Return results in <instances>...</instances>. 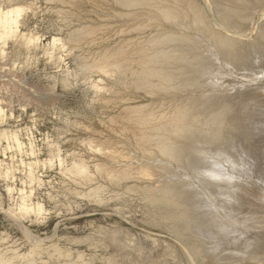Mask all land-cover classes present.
I'll return each mask as SVG.
<instances>
[{"label": "rangeland", "instance_id": "374dc122", "mask_svg": "<svg viewBox=\"0 0 264 264\" xmlns=\"http://www.w3.org/2000/svg\"><path fill=\"white\" fill-rule=\"evenodd\" d=\"M210 1L193 0L214 27L225 30L216 21V7ZM113 3L111 0H0L1 12L13 7L21 9L16 32L0 40V264H108L111 259L118 264H198V259L189 252L186 240L171 230L165 217L169 211L150 205L143 196L142 186L151 187L169 180L186 182L184 187L189 186L187 189L201 195L202 203L208 200L209 204L205 201L210 205H207L208 211L230 221L236 229L241 224L247 226L248 220L250 224L258 214L255 207H252L255 211L249 208L254 212L247 213L249 209L242 203L244 200L248 205L257 202L254 201L256 194L245 195L238 200L241 210L237 207L234 212L236 215L240 212L237 215L240 218L236 216V220L234 215V220L227 219L229 216L226 218L219 204L220 195L206 191L200 181V185L196 183L199 179L194 178L189 169L159 156L148 158L141 146L138 147L135 136L128 131L125 110L137 104L162 111L167 104L171 105L169 102L186 98L187 93L168 94L169 98L167 95L148 97L142 90L129 89L128 82L132 78L129 70L124 72L121 80H116L111 67L106 73L109 75L86 68V65L97 62L102 53L124 46L128 41H136L143 32L135 28L136 23H140L143 30L163 25L155 14H134ZM263 22L260 20L254 25L250 37L262 30ZM79 29L89 32L81 35L84 38H72L71 33ZM256 30L258 33L254 32ZM135 36H138L136 40L133 39ZM56 39H60L59 42ZM261 70L264 71V58L251 69L241 71L259 76ZM232 77L236 80L239 76ZM199 92L206 91L199 88L188 94ZM154 98L158 99L155 101ZM6 144L8 148L12 147L7 149ZM109 152L115 154L117 161L106 156ZM212 152H209V158L214 159L213 163L218 161L213 167L221 165L227 167L226 171H231L226 162L220 161L219 156L212 155ZM74 163L85 165L90 174L88 183L69 173L68 168ZM97 164H103L110 170L123 166L133 174L147 164L152 168L148 170V180L137 182L128 179L114 185L99 174ZM160 167L166 169L161 170ZM241 168L236 172L239 173ZM168 170L169 173L165 174ZM243 170L240 174L235 172L239 179H253L251 187L259 185L254 168H246V174ZM262 187L264 192V185ZM95 188L99 190L98 195L92 192ZM21 204L28 206L27 214L20 213ZM37 205H41V210H36ZM213 206H217V210ZM203 240V245L210 248L217 237L211 234ZM40 247L42 249L38 250ZM62 252L65 256L60 255ZM51 253H55L54 257ZM13 254L14 257L11 256ZM21 254H27L24 255L27 259H23Z\"/></svg>", "mask_w": 264, "mask_h": 264}, {"label": "bare ground", "instance_id": "6f19581e", "mask_svg": "<svg viewBox=\"0 0 264 264\" xmlns=\"http://www.w3.org/2000/svg\"><path fill=\"white\" fill-rule=\"evenodd\" d=\"M111 1L119 5V7L127 9L126 11L130 10L134 14H155L160 19L159 23L163 25L151 30H143L140 23H136L135 28L143 31L140 32L141 36L137 40L136 37L138 36L133 38L136 41H128L124 46H117V48L109 51L106 50L108 51L107 53L104 51L105 54L103 55L102 53V58L100 57L99 61L97 60V62L91 63V65H86V68L93 69V71L95 70L94 72L106 74L107 72L109 73L108 68L111 67L110 70L112 71V75L114 72L115 76H113L116 80H121L124 72L129 70L128 72H131L130 76L132 78L130 79L128 76L131 81L127 82L130 87L126 86L125 83L124 85L129 87V89L133 87L137 90H142L148 97L187 93L186 98L180 101H177L174 95L173 97L176 101L169 102L168 96L167 101L171 105L167 104V107L165 106L167 110L154 111L153 108H145L137 104L134 107L130 106V108L126 106L128 109L125 108L127 110H125L126 115L124 117L128 120L126 122H129V125L127 123L129 127L128 131L130 130L129 132L135 136L138 147L141 146L144 151L143 153L147 154L145 156L148 158L159 156L189 169L191 171L190 174L193 173L194 178L199 179L198 181L196 180V183L200 181L201 185L207 188H205L206 191L210 190L220 195L221 201L219 204H221L226 218L229 216L227 219L231 218L234 220V215L235 219L237 215H240V212L236 215L235 210L241 204L240 202L238 203V200L240 198L243 199L242 197L245 195L255 196L256 194L254 201L257 202L252 201V199H249L251 197L248 198L246 196L248 200L254 202L252 203L254 206L249 204L251 206L249 207L248 204H245V200L242 203L248 209L255 207L258 214L254 216L250 224L248 220L245 227L241 226L242 224L238 222L241 225L237 227L240 230H237L230 221L208 211V206H210L208 205V200L204 199L208 204L205 201L202 203L201 195L187 189L189 186L185 188L186 182L184 181L169 180L162 183L159 182L158 185L151 187L149 185V187L142 186L143 196L145 195V199L150 205L152 204L158 209L169 211L165 217L170 222L171 230L178 237L186 240L188 250L194 258L198 259V264H264V192L261 191V188L263 189L262 185H264V107L262 106L264 104V71H259V76H255V73H249V75L241 71L248 68L251 69L257 63L262 62L264 58V27L261 26L262 30L259 33L257 30L254 31L258 34L250 37L254 25L258 21L264 20V0H211L216 7V21L225 30L214 27L212 21L206 18L203 14L204 11L202 10V12L200 6H196L193 0ZM3 11H0V40L16 32L19 22H17V19L21 9L20 7H13ZM154 24L156 25L157 23ZM154 24L152 27H154ZM88 32L89 30L82 31L79 29V31L74 32V34L72 32L71 34L73 35L72 38L78 39L81 35L88 34ZM33 38L35 37L33 36ZM59 40L57 41L59 42ZM58 54L56 53V55ZM134 64L135 68L132 67ZM236 75L239 77H236V80H234L232 76ZM249 76L253 78L250 79ZM246 77L248 78L245 79ZM121 87L123 86L121 85ZM199 88L206 92H199L194 95L188 94L192 91H198ZM259 91L261 92L258 93ZM156 99L154 98L155 101ZM253 100L256 101L252 102ZM123 129L125 128L123 127ZM2 130L5 131L4 129ZM8 133L11 132L8 131ZM1 134H3L2 131ZM1 136L6 137V135ZM17 144L15 147L19 145ZM6 147L10 149L12 146L8 148L6 144ZM18 147L17 150L19 149ZM209 152H212L211 154H214V156L215 154L216 156L218 155L220 161L226 162L231 171L229 169L226 171L227 167L225 166L226 168H224L220 164L218 168L216 166L214 168L213 166L216 161L212 162L214 159L211 160L209 158ZM106 156L113 161L117 159L115 154L110 152L106 153ZM216 158L219 159L218 157ZM209 160H211V163ZM21 161L19 160L18 162L20 163ZM220 161L219 163H221ZM43 163L41 162V164ZM20 164L24 163L21 162ZM216 164H218V161ZM100 165L97 164L98 168L94 167H96V170L98 169L99 174H102L114 185L128 179L137 182L148 180V170L152 168L151 165L147 164V166L144 165L145 168L140 172L133 174L131 173L132 170L130 172L121 165V167H116L117 170H114V167L113 170H110V168H106L107 166ZM115 165L116 163L113 166ZM27 167L30 166L27 165ZM241 167L244 170L246 168L250 169V167L251 169L254 168L257 171L255 175L258 177L259 181L257 180V184L259 185L251 187L253 179H239L238 174L242 170ZM160 168L161 170L166 169V167H164L165 169ZM239 168L241 170H238V173L236 171ZM68 169H70V174L81 180L87 182L90 179V174H88L85 165L82 163H74ZM244 170L242 171L243 173H245ZM169 171H165V174H168ZM235 172L238 173L237 176ZM1 173H3L2 170ZM6 174L7 172H5ZM38 179L36 178L37 181ZM254 187H257V189H254ZM98 191V188H95L92 192H97L98 195ZM213 196L215 195L213 194ZM24 197L26 198L25 194ZM18 206L20 207V205ZM40 206H38L39 208L37 207V211L38 209L41 210ZM27 207L22 205L20 213H26L28 211ZM214 207L217 210V206ZM252 209L246 212H251ZM12 213L14 214V212ZM253 214L251 213V215ZM238 216L237 219L240 218ZM211 234L212 237H217V241L215 240L212 247H205L206 245H203L202 240ZM33 248L36 249V246L33 245ZM41 249L40 247L38 250ZM51 249L53 248L50 247ZM35 252L38 254L37 250ZM14 254L11 256L14 257ZM27 254L30 255L31 253L28 252ZM54 254L51 253L50 255L53 256ZM24 255L21 254L23 259L26 256ZM57 255L59 256L58 253ZM60 255H63V252ZM17 256H15V259H17ZM111 260L107 261L108 264H118ZM9 261L11 262V259Z\"/></svg>", "mask_w": 264, "mask_h": 264}]
</instances>
